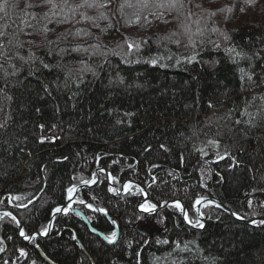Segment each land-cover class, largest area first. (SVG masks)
Here are the masks:
<instances>
[{
	"label": "trees",
	"instance_id": "1",
	"mask_svg": "<svg viewBox=\"0 0 264 264\" xmlns=\"http://www.w3.org/2000/svg\"><path fill=\"white\" fill-rule=\"evenodd\" d=\"M129 10L108 27L94 9L93 19L39 45L21 36L37 37L43 16L36 24L20 9L0 11V208L19 215L24 233L44 230L68 188L97 166L114 182H141L149 204L181 198L190 220L202 196L244 218L264 215V24L227 28L192 14L123 36ZM109 189L100 172L74 204L106 236L115 224L114 243L72 211L55 216L48 236L25 241L0 212V264H264V220L238 221L208 203L199 229L170 204L165 227L146 237L136 229L146 217L135 207L141 188Z\"/></svg>",
	"mask_w": 264,
	"mask_h": 264
},
{
	"label": "rangeland",
	"instance_id": "2",
	"mask_svg": "<svg viewBox=\"0 0 264 264\" xmlns=\"http://www.w3.org/2000/svg\"><path fill=\"white\" fill-rule=\"evenodd\" d=\"M92 2L103 4L105 3V0H87V3H92ZM127 2L132 6L131 7L125 6L124 9L128 8L131 10V11L129 10L131 20L135 21L136 16L139 15L140 21L130 24L128 23L124 26H121L120 27L121 30L118 28L120 30L119 33H122L123 36H127L129 33L132 32V30L134 31L132 27L135 26H136L135 30L150 26L152 29H154V31L159 28L173 27L175 26L173 25L175 23H178L177 24L178 26L185 21L183 20V18L180 20L179 19L180 16L183 17L191 16L192 14H196V15H192L191 18H195L197 21H199V23L205 22L213 26H216L218 24L221 27L227 26V28L234 27L246 21L259 22L264 24V0H254V2L251 3L246 2V0H183L184 3L183 8L173 9L171 11H169L168 8L166 7L159 8L156 6L159 3L165 2V0H147V3L149 5L147 8L142 6V0H127ZM87 3L85 2V0H51V3H44L43 0H7V5L4 9V12L9 8L20 9L24 13H27L28 21L35 22L36 24L41 22L40 19L43 16L45 24L39 25V29L41 30V33L38 34L37 37L32 38L33 35L25 30H23V33L26 35V37L23 38L21 36L22 41L28 42L31 45H39V43L42 41L44 34L46 35V37L48 35H54V37L52 38L54 39L56 37L60 38L62 35L65 34V31H74L77 28L76 27L77 23L83 24L85 19L84 17L85 16L88 17L91 13H93L94 9L95 11L97 9L100 12L105 13L107 19H101V21H104L106 23L102 22L101 24H105V26H108L110 24L109 22H114L112 19H116L115 12H117L118 15L120 14V11L118 9L120 4L124 3V0H111V2L107 3V6L103 8H99V7L89 8L87 7ZM27 5H33V6L28 7ZM197 5H200V7H197ZM225 6L232 7L233 10L230 13L218 12L216 16L211 18H209L208 13L206 11L202 10V9L215 10ZM241 9H243V11H241ZM87 10H89L90 12H88ZM52 12H53V16L51 14ZM33 13L35 14V16L32 15ZM153 13L161 14L160 18H157V16L153 15ZM189 13H191V15H189ZM145 17H147V20L150 23H145L144 20ZM164 21H167V23H165ZM22 23H24L25 25V22ZM45 27L49 29V31H47L46 33L43 31ZM130 28H132V30ZM160 31L157 32L159 33ZM134 39L136 40V38ZM126 41H128V39ZM76 49L79 48L76 47L73 50ZM126 184H130L132 186L130 189L133 188L134 184L132 183H126ZM75 201L76 199L74 200V202ZM135 204L137 206L138 202H136ZM187 220L194 224L199 223L198 218L195 216V214H194V218H192L191 220L187 214ZM145 221H149L152 226L161 225V220L157 217L156 214L146 215V217H142L139 220V225L141 226L144 225Z\"/></svg>",
	"mask_w": 264,
	"mask_h": 264
},
{
	"label": "water",
	"instance_id": "3",
	"mask_svg": "<svg viewBox=\"0 0 264 264\" xmlns=\"http://www.w3.org/2000/svg\"><path fill=\"white\" fill-rule=\"evenodd\" d=\"M101 169H103V172L105 174L106 183L110 186V188L116 189L117 190L116 192L118 194H122V193L125 192V190L123 189L124 184H126V183H134V184L138 185L140 188H142L143 193H144V197L138 200V204H143L146 201H148V193H147L145 187L143 186V184L141 182H139L138 180H136L134 178H127V179H124V180L120 181L119 183H113L112 180H111V177L109 175L108 170L106 168L102 167V166H97L96 169H95L96 182L95 183H87V184L82 182V183H79V184H76V185L72 186V187H75V191L71 194V198H68L69 197V193L67 191V196L68 197H67L65 203L70 204V202L73 201V198L75 197V195H76V193L78 192L79 189H82V188H85V187H87V188L89 187L90 188V187H93L94 185H96V183L99 180V170H101ZM72 187H70V188H72ZM173 201H174V199H170V200L165 201L159 207H156L151 213H154L158 209H160L162 207H165V206H167L169 204H172ZM197 201H199V203H197ZM209 202L215 204L217 207H219L220 209H222L223 211L228 213L232 218H234V219H236L238 221H242V222H246V223H249V224H253L256 221L264 220V215H260V216H256V217H252V218H244L242 216L237 215L235 212H233L232 210L227 208L220 201H218V200H216V199H214L212 197H200L197 200H195V202L193 204V207H194L195 215L198 218L199 224H202L203 227L206 224V218L200 213V207L203 206L206 203H209ZM57 208H63V205L60 206V207H57ZM136 208L142 214H151V213L142 211V209L140 207L136 206ZM182 209H183V211H181L180 217L184 221L185 224H187L190 227H194V228H199V229L203 228V227L197 226L195 224H192L187 219H185V212H184L185 208H184V206L182 207ZM72 210L77 212V213H79L82 216L83 221L86 223V225L89 226L90 228H92L90 226V223L86 219V217L78 209L72 208ZM0 212L9 213V214H11L14 217V219L16 220V222L18 224V235L23 240H29L34 235H38L40 237L48 236V234L50 232L49 230H50V228L52 226L53 217L55 216V214L60 213V212H55V211L52 212V214L50 216V220L48 222L47 229H46L47 231L35 230V231L29 232L28 234H24L22 236L21 235L22 223L20 221L19 215L14 210H12L10 208H0ZM136 229H137V231L140 234H142V235H144L146 237H152V236L158 234L159 232H161V230H162V228L157 227V226H152V228L150 230H145L143 225L142 226H136ZM97 234H99L103 240L104 239L107 240L106 237L104 236V234H102L101 232L97 231ZM25 237H28V238H25ZM39 252H40L41 257L44 260H46L47 262H49L48 259L46 258V256L43 254V252L42 251H39Z\"/></svg>",
	"mask_w": 264,
	"mask_h": 264
},
{
	"label": "snow or ice",
	"instance_id": "4",
	"mask_svg": "<svg viewBox=\"0 0 264 264\" xmlns=\"http://www.w3.org/2000/svg\"><path fill=\"white\" fill-rule=\"evenodd\" d=\"M44 3H51V0H43ZM85 2L87 3V0H85ZM111 0H105V3L103 4H99V3H95V2H92V3H87V7L91 8V7H99V8H103V7H106L107 6V3H110ZM246 2H254V0H246ZM7 5V0H0V11H3L5 9ZM28 7H32L33 5H27ZM82 6V5H81ZM127 6V7H131L132 5L131 4H128L127 0H124V3H121L120 6H119V11L121 12V15H124V12H123V9L124 7ZM142 6L147 8L149 5L147 3V0H142ZM157 7L159 8H168L169 11L173 10V9H179V8H183L184 7V3H183V0H165V2H162V3H159L156 5ZM79 7V6H78ZM197 7H200V5H197ZM203 11H206L208 13V16L209 18L211 17H214L217 15L218 12L220 13H223V12H231L233 10L232 7H228V6H225V7H221V8H218V9H215V10H209V9H202ZM241 11H243V9H241ZM5 15H7V12H5ZM33 16H35V14L33 13L32 14ZM153 15H156L157 18H160L161 14H156V13H153ZM189 15H191V13H189ZM85 19H93L92 17H87L85 16L84 17ZM99 18L101 19H107V16L105 15V13L101 12L99 14ZM227 19V17H226ZM145 20V23H150L148 20H147V17L144 18ZM140 21V16L137 15L136 18H135V21L133 20H126L125 23H134V22H139ZM165 23H167V21H164ZM31 27V25H29ZM108 27H111V24L108 25ZM213 31H216L217 29L213 28L212 29ZM22 31V29H21ZM43 31L46 33L47 31H49V29H47L46 27L43 29ZM80 30H78L79 32ZM6 35L4 32H0V36H4ZM222 35L224 36V39L225 40H228L229 39V36L227 33H222ZM125 40H127V37L125 38ZM11 42V41H10ZM48 43H52L51 41H49ZM136 47H139V45H135ZM129 48H132L133 45L132 44H129L128 45ZM63 51V50H61ZM228 51H234V49H228ZM0 55H3V53H0ZM195 59V56H192L188 59V62L190 63L192 60ZM153 63H155V61H152ZM45 67H48V65H44ZM244 70L241 69V72H243ZM247 75V74H245ZM248 79L251 80L252 77L251 75H248ZM0 91H2V89H0ZM10 99V97H9ZM210 107L212 105H209ZM126 115H133L132 113H126ZM121 121H117V123H120ZM43 127V126H41ZM165 146L162 144L161 145V148H164ZM101 171H103V169H101ZM111 179H114V178H111ZM96 182V178H95V173L93 174V179L91 181H85L84 183H95ZM131 185L130 184H125V188L128 189ZM110 191H117L116 189H112L110 188L109 189ZM138 191H142V189H137ZM68 193H69V198H71V194L75 191V187H72V188H69L68 190ZM80 203H84L83 200L79 201ZM197 203H199V201H197ZM89 208L92 207V205H87ZM174 206L178 209H181V211H183L182 209V205L180 204L179 201H176L174 202ZM71 207V205H69V208ZM139 207L142 209V211L144 212H148V213H151L155 208H156V205H153V204H149L147 201L141 205H139ZM69 208H56L54 209L55 212H68ZM96 211L98 212H105L104 209L102 208H97ZM185 219H187V214L185 213ZM112 223H115V221H113ZM197 226H200V227H203L202 224H199ZM144 228L145 230H150L152 228V225L150 224L149 221H145L144 223ZM45 231H47L45 229ZM21 235L23 236L24 235V232L23 230H21ZM25 238H28V237H25ZM115 238H116V232L113 231L110 236L106 237V239L109 241V243H112L115 241ZM158 243H167V241H158Z\"/></svg>",
	"mask_w": 264,
	"mask_h": 264
},
{
	"label": "bare ground",
	"instance_id": "5",
	"mask_svg": "<svg viewBox=\"0 0 264 264\" xmlns=\"http://www.w3.org/2000/svg\"><path fill=\"white\" fill-rule=\"evenodd\" d=\"M85 40L87 39V38H84ZM95 177H96V174H95ZM99 179H100V173H99ZM132 186H130L128 189H126V188H124V186H123V189L125 190V191H129L130 190V188H131ZM202 197H205V196H202ZM69 198V197H68ZM75 198V197H74ZM74 198H73V201H74ZM198 198H200V197H197L195 200H197ZM67 199V198H66ZM174 199V201L172 202V205L174 206V202H176V201H179L180 202V204L182 205V207L184 206V208H185V210H184V212L186 213V206H185V204H184V202H183V200L181 199V198H173ZM138 200H139V198L138 199H136V202H138ZM71 201V200H70ZM72 201V202H73ZM167 201V200H166ZM65 202H66V200H65ZM72 202H70V204H68V203H63V204H61L60 206H62L63 205V208H69V205H71V207L69 208V210L68 211H72V212H74V213H76V214H78L81 218H82V216L79 214V213H77V212H75V211H73L72 210V208H76V209H78L85 217H86V219L88 220V222L90 223V221H89V219H88V217L86 216V214L78 207V206H76L75 204H72ZM195 202V201H194ZM164 202H162L161 204H163ZM210 203V202H209ZM161 204H159V205H156V207H159ZM194 204V203H193ZM206 204H208V203H206ZM206 204H204V205H206ZM211 204H213V203H211ZM139 205H141V204H137V207H139ZM203 205V206H204ZM60 206H58V207H60ZM135 207H136V204H135ZM164 207H162V208H160V209H158L156 212H154V213H151L150 215H157V217L161 220V225H158L157 227H160V228H162L163 229V227H165V222H164V220H163V216L161 215V210L163 209ZM138 210V209H137ZM193 210H194V207H193ZM54 211V209L51 211V213H50V216H51V214H52V212ZM139 211V210H138ZM179 211H180V213H181V209H179ZM64 213H66V212H63V211H61L60 213H57V214H55V216L56 215H58V214H64ZM200 213L202 214V206L200 207ZM194 214H195V211H194ZM237 214V213H236ZM237 215H239V214H237ZM50 216H49V220H50ZM55 216L53 217V221H52V226H51V228H50V232H51V230H52V227H53V224H54V219H55ZM196 216V215H195ZM240 216V215H239ZM49 220H48V222H49ZM82 220H83V218H82ZM48 222H47V226H48ZM84 222V221H83ZM113 222V221H112ZM190 222V221H189ZM199 222V221H198ZM85 223V222H84ZM190 223H192V222H190ZM86 224V223H85ZM114 224V223H113ZM192 224H194V223H192ZM195 225H198V224H195ZM47 226H46V228L45 229H47ZM90 226H91V223H90ZM114 226H115V232H116V238H115V241L117 240V237H118V227L114 224ZM136 226H141V225H139V221L137 222V224H136ZM154 226H156V225H154ZM89 227V226H88ZM92 228H90L92 231H94L95 233H97V231L98 230H96L93 226H91ZM45 229H44V231H45ZM50 232H49V234H50ZM98 232H100V231H98ZM102 233V232H101ZM48 234V235H49ZM102 234H104V233H102ZM99 235V234H98ZM100 236V235H99ZM104 236L105 237H108V236H106L105 234H104ZM101 237V236H100ZM102 239V238H101ZM103 240V239H102ZM104 241H107V242H109L108 240H105L104 239ZM114 241V242H115ZM114 242H112V243H114Z\"/></svg>",
	"mask_w": 264,
	"mask_h": 264
},
{
	"label": "flooded vegetation",
	"instance_id": "6",
	"mask_svg": "<svg viewBox=\"0 0 264 264\" xmlns=\"http://www.w3.org/2000/svg\"><path fill=\"white\" fill-rule=\"evenodd\" d=\"M151 224V223H150Z\"/></svg>",
	"mask_w": 264,
	"mask_h": 264
}]
</instances>
